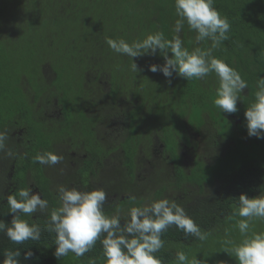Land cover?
Returning a JSON list of instances; mask_svg holds the SVG:
<instances>
[{"label":"trees","instance_id":"trees-1","mask_svg":"<svg viewBox=\"0 0 264 264\" xmlns=\"http://www.w3.org/2000/svg\"><path fill=\"white\" fill-rule=\"evenodd\" d=\"M215 6L229 19L231 30L230 38L215 49L213 55L226 60L241 73L249 85V95L245 97H252L256 91L258 76H264V0H215ZM177 18L174 0H0V58L5 59L0 61V78L6 87L10 86L6 81L8 73L4 71L7 64L20 71H23V67H31L36 72L51 69L58 76V65L74 69L77 74L99 71L111 75L105 69H117L119 60L114 59L113 55L117 54L105 43L106 36L123 38L131 43L148 34L162 31L170 39L174 35L172 29ZM195 36L196 33L189 31L185 24L181 33L185 47L190 51L195 46L210 47V42L196 45ZM119 56L132 62L127 56ZM154 58H158L157 64L164 63L163 57L159 55L134 58V62L142 59L144 67L139 65V68L144 69V72L123 77L119 75L121 83L147 77V67ZM169 86L168 91L164 89L163 95L166 98L159 99V115H163L159 116V130L164 133L169 131L174 135L183 134L187 132L186 126L193 127L190 126L191 120H194V127H199L204 122L212 130L214 123L211 113L221 114L210 101L211 93L217 86L215 74H210L203 80L189 81L174 74ZM4 117H0V127ZM262 142L264 143V139ZM178 143L174 142L173 145ZM231 145H234L232 140L228 146ZM262 164H250L227 180L206 178L181 182L199 188V196L194 198L195 203H179L200 226L201 231L207 234V240L186 237L175 226L170 227L163 234L165 247L157 254L163 264H176L177 251H184L189 258L197 255V258L206 260L207 264H237L236 259L224 249L217 252L204 245H207L205 242L209 238L217 240L219 233L224 234L225 224L236 222L232 213L238 207L241 194L252 198L263 191ZM39 166L40 164L32 162V157L29 162L24 157L9 176L8 173L3 176L0 173V194L7 195L8 191L15 193L19 188L31 186L49 201V205L58 207L55 189L51 194L44 193L33 180L32 169ZM6 213V200H0V220L10 223L12 215ZM46 219L48 217L42 214H34L30 222L44 229ZM226 238L231 239L229 236ZM54 239V233L42 231L40 241L29 240L23 245H17L0 233V261L4 259L5 251L19 248L20 264H67L62 258L58 260L54 256ZM29 249L34 255L25 260L24 252ZM70 254L72 256H66V259L72 260L75 256ZM79 258L86 264H106L99 241L90 252Z\"/></svg>","mask_w":264,"mask_h":264},{"label":"clouds","instance_id":"clouds-1","mask_svg":"<svg viewBox=\"0 0 264 264\" xmlns=\"http://www.w3.org/2000/svg\"><path fill=\"white\" fill-rule=\"evenodd\" d=\"M174 7L178 18L170 39L159 31L131 43L123 38L106 36L105 43L116 54L129 57L132 60L130 68L136 73L144 69L138 67L134 58L163 57V64H149L147 71L161 73L169 83L174 74L187 81L203 80L215 74L214 106L222 113L238 112L237 104L243 100L245 89H249L248 81L226 60L213 55V51L230 38L229 19L216 8L215 0H174ZM185 24L189 31L196 33V45L210 42V47L195 46L191 51L185 47L181 38ZM255 88L254 98L244 113L247 134L250 138L264 139V76H258ZM8 140V131L0 130V154L10 160L19 159L20 154L8 147ZM63 159L55 152L43 151L37 153L32 162L55 166ZM55 193L59 206L51 210L49 201L31 186L19 188L15 193L0 194V200H6V214L12 215L10 223L0 220V233L17 245L29 240L40 241L42 231L54 233L52 244L56 245L54 256L58 260L69 253L82 257L99 241L106 264H163L157 254L165 247L163 234L173 226L186 237L207 240V234L201 231L185 207L169 198H146L122 216L106 214L108 193L104 188L88 190L60 184ZM127 198L136 201L135 196ZM34 214L48 217L44 229L30 222ZM232 215L240 217L234 225L240 239L226 238L224 251L234 257L237 264H264V231L252 230L255 221L264 222V191L252 198L241 194ZM33 255L29 249L24 252V259L29 260ZM3 256L0 264H20L21 250H8ZM175 260L176 264H207L197 255L189 258L184 251H177Z\"/></svg>","mask_w":264,"mask_h":264},{"label":"flooded vegetation","instance_id":"flooded-vegetation-1","mask_svg":"<svg viewBox=\"0 0 264 264\" xmlns=\"http://www.w3.org/2000/svg\"><path fill=\"white\" fill-rule=\"evenodd\" d=\"M37 77L35 82H38V91L35 89L34 92L32 91L33 84L30 80L25 79L19 84L20 91L24 94L27 105L30 106L29 115L26 118L18 115L2 121L0 130L8 131V147L20 154L19 159L11 160L0 154L2 176L6 173L9 176L19 164V160L24 157L29 162V159L37 153L55 152L64 159L55 166L40 165L42 173L51 177L58 185L64 184L88 190L104 188L108 193V203L105 205L108 215H114L119 210L128 208L131 201L127 198L131 195L128 191L133 189L134 192L136 183L147 184L146 171L159 177L160 168L167 175L173 174L175 178L177 167L171 163L172 159L167 154V145L162 142L165 133L162 130H159V135L152 132L156 135L150 143L141 138L147 130L145 124L152 122L159 115V105L156 106L159 103L149 108L150 115L144 109V103L135 100L131 88L121 83V78L113 83V76L109 73L84 72L78 74L80 79L75 91L88 94L89 99L85 101L86 103H83L81 98L76 99L77 106L84 105L83 115L67 122L58 99L54 97L55 92L50 89V85L55 84L58 75L51 69H44ZM114 91L118 96L116 100L112 98ZM246 95H249L248 89L243 93V96ZM252 100L250 99L248 103L250 104ZM99 108H102L103 116L95 115ZM39 112H42V115ZM231 122L241 123L238 119L236 121L231 119ZM38 129L39 133H37ZM196 129L200 133H196ZM196 129L188 128L185 132L191 146L179 140V143L171 148L175 156L180 159L181 168L186 172L195 164L210 166L213 164L211 159L220 150L217 149L220 148V142L223 148L222 139L212 135L204 122ZM36 136L46 139L48 136V140L46 143L38 142ZM84 136H87L88 140ZM247 136L246 130L245 138ZM35 145L36 149H33ZM100 145L105 148L103 154L97 153L94 149ZM130 145L132 146L127 151L124 147ZM187 173L191 174V172ZM82 182L83 185L86 182L88 185L79 187Z\"/></svg>","mask_w":264,"mask_h":264},{"label":"rangeland","instance_id":"rangeland-1","mask_svg":"<svg viewBox=\"0 0 264 264\" xmlns=\"http://www.w3.org/2000/svg\"><path fill=\"white\" fill-rule=\"evenodd\" d=\"M113 57L115 60H119V65L116 64L117 69H105L106 71L111 72V75L113 76V83L117 81L118 78H120L119 75H122L123 77L124 75L129 76L135 74V72H133L130 68L132 62L121 58L119 54H117V56L113 55ZM1 60L5 59L0 58V61ZM157 62L159 63L158 58H154V61L150 62V64H157ZM136 63L138 67L139 65H141L142 68L144 67V62H142V59H139V61ZM6 66H4L5 70L3 68L2 69L8 73V75L6 76V81L10 83V86L6 87V85L0 78V84L2 87L0 88V117L2 115L5 116L3 121H7L8 119H11L15 116L17 117L18 115L20 117L23 116V118H26L29 115L30 106L27 105V100H25L24 94L21 93L19 84L22 83V81H24L25 79L28 81L30 80V82H32L33 84L32 91L34 92V89L35 91H38V82H35V80L36 78H38L36 75L41 74V71L36 72L31 67H21L23 71H20L17 69H13V67L9 64H7ZM56 72L59 73L58 79L54 81L55 84L50 85V89H53V91L55 92L54 97L58 99L59 106L63 109V116H65L66 121L71 122L73 121V118H78V116L83 115L82 112L84 109V105L77 106L76 99L80 100L81 98L83 103H86L85 101L89 99V96L88 94H80V92L75 91L77 82H79L80 77L78 78V74L74 69L68 68L63 65H58V69L56 70ZM125 84L129 88H131L132 92L134 93L135 100L142 101L144 103V109L148 111L149 114V108L152 105L159 103V99L166 98V95H163L164 89L168 91V88L170 87L168 79H166L161 73H152L150 71H148L147 77L138 79L136 78L134 80H131L130 82H125ZM211 95L212 99L214 100L215 90H213V93H211ZM117 97L118 96L114 91V93L112 94V98L116 100ZM251 98H254V95L252 97L242 96L243 100L238 101V112L236 113L228 114L222 113L221 111L220 115L211 113L214 127H212V130H210V133H213L214 136H218L222 139L223 148H221L220 142V148H217L220 150L216 154L213 151V154L215 155L214 157L211 156V158L213 157L211 159L213 160V164H211L210 166L207 165L206 167L202 164H195V166L191 168L192 165H190L189 168L191 169H189L187 172H191V174H188L183 168H181L180 159L175 156L171 149L173 143L179 142V140L183 141L185 145L191 146L189 138L185 133H176L174 135L171 132L164 130L166 135L163 137L162 142L167 145V154L172 159L170 160L171 163L177 167L175 171V178L173 177V174H169L168 176L160 168L159 177L155 176V174L151 173L150 171H146L145 173L148 175L147 184L143 183L142 185H140V183H136V190L133 192V189H129L128 191L131 196L136 197V201H130L128 208L121 209L117 213L121 214L122 216L127 215L130 207L141 204V202H144L146 198H169L171 200H175L177 203L181 202L182 204L188 205L193 204L195 203L194 198L199 196V188L195 185L193 186L187 183L182 184L181 182H189V180L200 181L206 179L207 177L208 180L216 178L220 181L224 180V178L227 180L230 179L235 172L243 169L250 164L255 165L256 163H263L262 165L264 166V143L262 142L263 139H257L255 137L250 138L248 136L245 138V132L247 128L244 113L249 105L248 101ZM212 99H210V101L213 103ZM158 105L159 104H156V106ZM98 110L99 111L95 115L103 116L102 108H99ZM39 113L40 115H42V112ZM159 116L163 117V115L160 114L152 122H148L145 124L147 130H145L146 132L143 133V137L141 138L145 139L149 143L153 141L156 135L152 134V132H156L159 135ZM178 119L179 117L177 115V122ZM231 119H234L235 121L238 119V121H241V123L238 124V122H231ZM23 122L27 123V121ZM190 126H193L192 128L196 129V127H194V120H191ZM186 127L189 128L188 126ZM132 131L134 130L132 129ZM37 133H39V129L37 130ZM196 133H200L198 129H196ZM137 135L139 137V134ZM84 138L87 139V136H84ZM36 139L38 142L46 143L48 140V136L47 139L45 137L36 136ZM231 140L234 142V145L228 146V144L231 143ZM225 143H227V146L225 145ZM132 145L124 148L128 151ZM34 148L36 149V145L33 147V149ZM94 149L95 151H97V153L103 154L105 148L100 145L99 147H95ZM211 160H208V162H210ZM128 166L133 168L130 165ZM32 171L34 173L33 180L36 182L42 192L51 194V192L56 189L58 184H55L51 177H47L46 175H44L40 168L34 167ZM87 185V182L85 185H83L82 182L79 187ZM49 206L50 210L54 207L53 205ZM234 219L235 221H237L240 219V217L234 216ZM45 221H47V219ZM235 223L231 224L230 222H228L227 224H225L224 234L219 233L220 236L217 237V240L215 238H209V240L205 242L207 245L204 246L209 249L213 248V251L216 249L217 252L223 250V242L226 239V233L227 236H229L231 239L239 240L240 234L238 229L234 227ZM252 230L264 231V222L255 221ZM68 256L71 257L72 255L69 253ZM62 260H65L67 264H86V262H83L79 257L76 256H73L72 260L66 259V257H63Z\"/></svg>","mask_w":264,"mask_h":264}]
</instances>
